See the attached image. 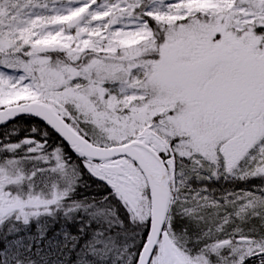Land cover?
Segmentation results:
<instances>
[{
  "label": "snow or ice",
  "instance_id": "6c2138e0",
  "mask_svg": "<svg viewBox=\"0 0 264 264\" xmlns=\"http://www.w3.org/2000/svg\"><path fill=\"white\" fill-rule=\"evenodd\" d=\"M0 264H264V0H0Z\"/></svg>",
  "mask_w": 264,
  "mask_h": 264
},
{
  "label": "trees",
  "instance_id": "16d2710c",
  "mask_svg": "<svg viewBox=\"0 0 264 264\" xmlns=\"http://www.w3.org/2000/svg\"><path fill=\"white\" fill-rule=\"evenodd\" d=\"M93 188H95V186H93Z\"/></svg>",
  "mask_w": 264,
  "mask_h": 264
}]
</instances>
